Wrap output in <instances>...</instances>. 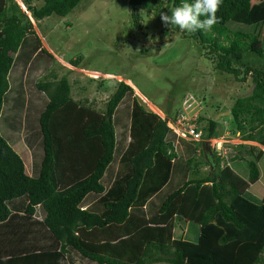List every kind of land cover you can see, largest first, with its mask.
<instances>
[{"label":"trees","instance_id":"16d2710c","mask_svg":"<svg viewBox=\"0 0 264 264\" xmlns=\"http://www.w3.org/2000/svg\"><path fill=\"white\" fill-rule=\"evenodd\" d=\"M82 1L23 3L39 24ZM127 2L142 29L140 10L158 15L182 0ZM217 16L210 32L183 35L208 49L221 72L251 78L252 92L230 108L233 133L264 147V0H223ZM54 62L18 0H0L1 123L27 112L9 139L0 131V264H264V192H253L264 151L233 148L232 162L248 164L244 177L218 152L213 161L205 154L204 141L220 136L215 118L198 116L203 141L183 139L169 125L182 102L165 118L118 81L101 107L72 92L69 77L50 70ZM19 140L32 155L31 174L14 148ZM179 223L186 234H176Z\"/></svg>","mask_w":264,"mask_h":264},{"label":"rangeland","instance_id":"374dc122","mask_svg":"<svg viewBox=\"0 0 264 264\" xmlns=\"http://www.w3.org/2000/svg\"><path fill=\"white\" fill-rule=\"evenodd\" d=\"M43 1L32 0L36 6ZM18 2L32 18L44 47L56 57L57 62L49 66L50 70L57 68L59 75H67L74 84L72 92L80 93L79 97L89 98V101L98 100L103 107L118 81H124L134 88L148 109L162 117L174 114L181 102L188 113L217 117L220 136L210 143L213 152H218L217 148L223 146L229 152L226 161L230 166L241 171L244 177L248 175V164L244 160L232 162L233 148L247 144L254 146V152L258 153L264 151V147L256 142L243 141L239 133H233L236 124L231 113H221L231 112L230 108L238 97L249 95L253 82L251 78L242 82L221 72L208 49L202 48L192 37L185 38L182 31L166 27L161 15L170 14L172 7L158 15L154 11L148 12V16L144 15L145 10H140L138 21L143 27L139 29L134 25L135 19L131 21L127 0H83L70 15H54L39 24L27 11L23 0ZM71 59H80L79 66L70 64ZM67 69H71V73ZM89 77L96 80L90 81ZM74 80L79 83H74ZM97 80H104L103 86ZM26 113V109L21 110L22 117L16 121L11 119L8 129L0 120V131L4 132L5 138L11 129L20 125ZM18 136L22 139L15 135ZM14 146L25 162L26 171L30 172L31 155L26 144L19 140ZM242 154L245 157L249 155L247 149ZM259 165L262 178L253 186L257 198L264 192V158ZM210 169L208 165L203 166L205 173ZM37 210V218L43 219V209L38 207Z\"/></svg>","mask_w":264,"mask_h":264},{"label":"clouds","instance_id":"9594fccd","mask_svg":"<svg viewBox=\"0 0 264 264\" xmlns=\"http://www.w3.org/2000/svg\"><path fill=\"white\" fill-rule=\"evenodd\" d=\"M222 2L223 0H182L178 6L169 10L170 14H162L161 20L166 27L175 26L181 31L188 33H196L198 31L208 33L213 29L214 25L220 22L217 12ZM206 141L211 142V140H205L204 143ZM209 159L211 160L212 158L210 157ZM35 217L37 218V215Z\"/></svg>","mask_w":264,"mask_h":264},{"label":"built area","instance_id":"2783aa9c","mask_svg":"<svg viewBox=\"0 0 264 264\" xmlns=\"http://www.w3.org/2000/svg\"><path fill=\"white\" fill-rule=\"evenodd\" d=\"M198 116L199 115L196 113H188L186 110H184L183 112H181V114H179L176 120L169 121V125L171 128L174 129L176 134L179 137H182L183 139L203 141V132L202 130H198L196 125V120L198 119ZM217 150L218 154L223 159H225L224 161H226L229 152L223 146L218 147ZM226 164H229V162H227ZM222 166H224V164Z\"/></svg>","mask_w":264,"mask_h":264},{"label":"water","instance_id":"95a60500","mask_svg":"<svg viewBox=\"0 0 264 264\" xmlns=\"http://www.w3.org/2000/svg\"><path fill=\"white\" fill-rule=\"evenodd\" d=\"M230 113H231L230 111H226V112L221 113V114H230ZM215 120H218L217 117L215 118ZM210 143H211L210 141H206L204 143V151H205V154L211 156V158L213 160V153H212V150H211Z\"/></svg>","mask_w":264,"mask_h":264},{"label":"crops","instance_id":"0c3cea01","mask_svg":"<svg viewBox=\"0 0 264 264\" xmlns=\"http://www.w3.org/2000/svg\"><path fill=\"white\" fill-rule=\"evenodd\" d=\"M14 148H15V146H14ZM15 150H16V149H15ZM18 153H19V152H18ZM30 155H31V153H30ZM209 158H210V156H209ZM31 164H32V155H31ZM25 168H26V165H25ZM26 173H27V174H31V173H32V165H31L30 172H29V171H26ZM186 231H187V229H186V228L183 229L181 223H179L178 226H175V232H176V234H178V233H179V234H180V233L186 234Z\"/></svg>","mask_w":264,"mask_h":264}]
</instances>
